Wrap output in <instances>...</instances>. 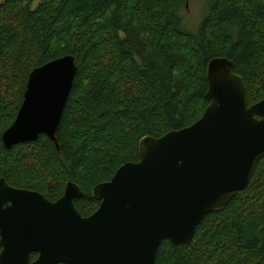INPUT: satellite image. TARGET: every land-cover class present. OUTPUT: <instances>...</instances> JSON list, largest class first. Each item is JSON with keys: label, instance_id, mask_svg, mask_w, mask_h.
I'll return each instance as SVG.
<instances>
[{"label": "trees", "instance_id": "obj_1", "mask_svg": "<svg viewBox=\"0 0 264 264\" xmlns=\"http://www.w3.org/2000/svg\"><path fill=\"white\" fill-rule=\"evenodd\" d=\"M188 0H0V178L12 187L62 196L68 182L83 216L92 188L138 142L197 121L208 104L205 69L232 62L248 106L264 98V0H208L196 32L183 23ZM72 56L77 67L55 138L5 149L2 132L21 105L30 72ZM32 259L36 255L31 256ZM264 264V158L247 187L205 216L183 248L163 241L155 264Z\"/></svg>", "mask_w": 264, "mask_h": 264}, {"label": "water", "instance_id": "obj_2", "mask_svg": "<svg viewBox=\"0 0 264 264\" xmlns=\"http://www.w3.org/2000/svg\"><path fill=\"white\" fill-rule=\"evenodd\" d=\"M77 67L72 56L30 72L21 105L1 135L5 149L55 134ZM207 106L188 127L138 142V162L92 188L99 205L83 217L68 182L56 201L0 178V264H155L160 244L183 248L206 215L244 190L264 158V98L251 106L233 64L205 69ZM31 254L37 258L31 261ZM255 264H262L257 262Z\"/></svg>", "mask_w": 264, "mask_h": 264}, {"label": "rangeland", "instance_id": "obj_3", "mask_svg": "<svg viewBox=\"0 0 264 264\" xmlns=\"http://www.w3.org/2000/svg\"><path fill=\"white\" fill-rule=\"evenodd\" d=\"M208 0H188L183 6L181 15L184 25L191 32H196L199 23L207 9Z\"/></svg>", "mask_w": 264, "mask_h": 264}, {"label": "flooded vegetation", "instance_id": "obj_4", "mask_svg": "<svg viewBox=\"0 0 264 264\" xmlns=\"http://www.w3.org/2000/svg\"><path fill=\"white\" fill-rule=\"evenodd\" d=\"M91 191H92V190H91ZM82 193H83V192H82ZM82 197H83V195H82ZM82 197H80V198H82ZM76 200H77V199H76ZM74 201H75V200H74ZM74 201H73V202H74ZM95 201H96V200H95ZM51 202H53V201H51ZM98 205H99V203H98ZM97 208H98V207H97ZM0 250H1V248H0ZM32 255H36V258H37V254H31V256H32ZM31 256H30V258H31ZM36 258H35V259H36ZM35 259H32V258H31V261H34Z\"/></svg>", "mask_w": 264, "mask_h": 264}]
</instances>
